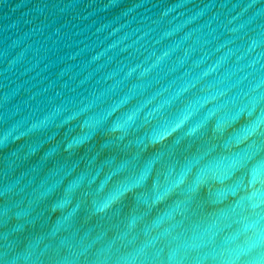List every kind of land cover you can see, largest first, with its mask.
<instances>
[{"label":"water","instance_id":"obj_1","mask_svg":"<svg viewBox=\"0 0 264 264\" xmlns=\"http://www.w3.org/2000/svg\"><path fill=\"white\" fill-rule=\"evenodd\" d=\"M0 264H264V0H0Z\"/></svg>","mask_w":264,"mask_h":264}]
</instances>
